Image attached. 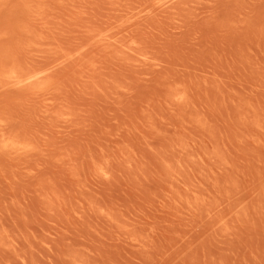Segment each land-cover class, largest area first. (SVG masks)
<instances>
[{
  "label": "rangeland",
  "instance_id": "rangeland-1",
  "mask_svg": "<svg viewBox=\"0 0 264 264\" xmlns=\"http://www.w3.org/2000/svg\"><path fill=\"white\" fill-rule=\"evenodd\" d=\"M0 264H264V0H0Z\"/></svg>",
  "mask_w": 264,
  "mask_h": 264
}]
</instances>
